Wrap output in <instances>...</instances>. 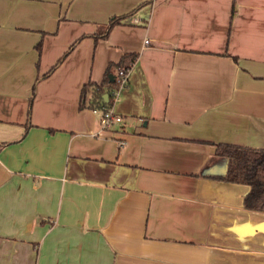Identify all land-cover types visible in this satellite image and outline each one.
Here are the masks:
<instances>
[{
	"label": "crops",
	"instance_id": "0c3cea01",
	"mask_svg": "<svg viewBox=\"0 0 264 264\" xmlns=\"http://www.w3.org/2000/svg\"><path fill=\"white\" fill-rule=\"evenodd\" d=\"M147 1L0 0V264H264L214 177V143L264 148V0ZM131 51L102 128L80 88Z\"/></svg>",
	"mask_w": 264,
	"mask_h": 264
},
{
	"label": "trees",
	"instance_id": "16d2710c",
	"mask_svg": "<svg viewBox=\"0 0 264 264\" xmlns=\"http://www.w3.org/2000/svg\"><path fill=\"white\" fill-rule=\"evenodd\" d=\"M147 3L150 4L151 1L149 0ZM133 12L131 10L125 14L110 16L108 21L102 25L101 31L98 30L94 33V37H106L113 25L126 23ZM67 52L68 50H65L62 53L54 66L62 60ZM136 57L137 52L135 51L124 52L117 61H109L99 82L88 80L82 84L78 106L98 111L110 108L121 84L118 74L119 69L128 70ZM109 75H112V78H109ZM33 92L34 85L32 87ZM104 93L107 95L106 100L103 97ZM214 146L216 154L228 158L224 174L214 177L247 184L249 189L243 197V207L264 212V148L229 142H216Z\"/></svg>",
	"mask_w": 264,
	"mask_h": 264
},
{
	"label": "built area",
	"instance_id": "2783aa9c",
	"mask_svg": "<svg viewBox=\"0 0 264 264\" xmlns=\"http://www.w3.org/2000/svg\"><path fill=\"white\" fill-rule=\"evenodd\" d=\"M127 72H128L127 69L126 70L119 69L118 74L121 83L125 82L127 78ZM94 111L98 112L99 115L98 121L102 128H107L111 124L120 122L122 120L121 115L112 111L111 108L105 109L103 111H98V110H94Z\"/></svg>",
	"mask_w": 264,
	"mask_h": 264
},
{
	"label": "water",
	"instance_id": "95a60500",
	"mask_svg": "<svg viewBox=\"0 0 264 264\" xmlns=\"http://www.w3.org/2000/svg\"><path fill=\"white\" fill-rule=\"evenodd\" d=\"M109 78H112V75H109ZM103 97H104V100L107 99V95L105 93L103 94Z\"/></svg>",
	"mask_w": 264,
	"mask_h": 264
}]
</instances>
